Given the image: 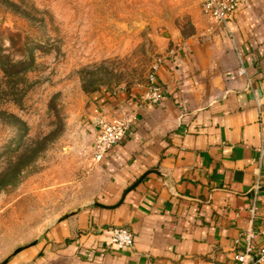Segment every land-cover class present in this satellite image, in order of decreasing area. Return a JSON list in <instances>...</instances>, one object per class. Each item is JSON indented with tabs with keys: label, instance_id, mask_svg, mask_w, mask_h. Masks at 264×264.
<instances>
[{
	"label": "crops",
	"instance_id": "0c3cea01",
	"mask_svg": "<svg viewBox=\"0 0 264 264\" xmlns=\"http://www.w3.org/2000/svg\"><path fill=\"white\" fill-rule=\"evenodd\" d=\"M184 13L192 32L171 29L160 103L145 88L91 95L88 121L133 116L126 137L97 162L90 198L5 264H236L248 230L264 246V0H245L226 28ZM118 226L131 245L111 243Z\"/></svg>",
	"mask_w": 264,
	"mask_h": 264
},
{
	"label": "rangeland",
	"instance_id": "374dc122",
	"mask_svg": "<svg viewBox=\"0 0 264 264\" xmlns=\"http://www.w3.org/2000/svg\"><path fill=\"white\" fill-rule=\"evenodd\" d=\"M197 0H0V262L90 198L96 91L144 89ZM92 126V129H90Z\"/></svg>",
	"mask_w": 264,
	"mask_h": 264
},
{
	"label": "built area",
	"instance_id": "2783aa9c",
	"mask_svg": "<svg viewBox=\"0 0 264 264\" xmlns=\"http://www.w3.org/2000/svg\"><path fill=\"white\" fill-rule=\"evenodd\" d=\"M245 0H197L205 17L216 26L227 27L228 17L234 13ZM156 69L150 73L142 100L151 104H159L162 98V89L157 82ZM245 65L239 59L237 74H245ZM134 117H115L106 119L103 116L95 118L94 139L92 142V156L96 162L117 143L126 137ZM263 153V151H261ZM253 237L251 230L244 233V247H239V239H235L233 259L236 264H263L264 246L254 250L250 241ZM112 244L118 248L131 245L133 242L132 232L123 226L114 227L110 236Z\"/></svg>",
	"mask_w": 264,
	"mask_h": 264
},
{
	"label": "water",
	"instance_id": "95a60500",
	"mask_svg": "<svg viewBox=\"0 0 264 264\" xmlns=\"http://www.w3.org/2000/svg\"><path fill=\"white\" fill-rule=\"evenodd\" d=\"M21 248H22V247H18V248H16V249L13 251V253H16V252H18L19 250H21ZM6 261H7V258H6V259H4L3 261H1V262H0V264H5V263H6Z\"/></svg>",
	"mask_w": 264,
	"mask_h": 264
}]
</instances>
